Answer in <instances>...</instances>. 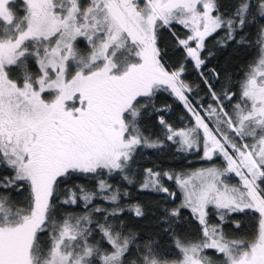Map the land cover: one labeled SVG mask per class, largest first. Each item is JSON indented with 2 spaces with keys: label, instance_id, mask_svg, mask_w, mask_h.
Returning <instances> with one entry per match:
<instances>
[{
  "label": "snow or ice",
  "instance_id": "snow-or-ice-1",
  "mask_svg": "<svg viewBox=\"0 0 264 264\" xmlns=\"http://www.w3.org/2000/svg\"><path fill=\"white\" fill-rule=\"evenodd\" d=\"M0 264H264V0H0Z\"/></svg>",
  "mask_w": 264,
  "mask_h": 264
}]
</instances>
